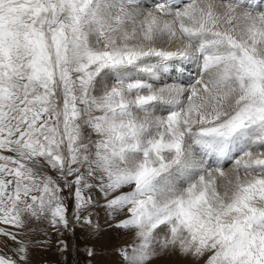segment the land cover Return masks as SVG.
I'll return each mask as SVG.
<instances>
[{
    "label": "snow or ice",
    "instance_id": "snow-or-ice-1",
    "mask_svg": "<svg viewBox=\"0 0 264 264\" xmlns=\"http://www.w3.org/2000/svg\"><path fill=\"white\" fill-rule=\"evenodd\" d=\"M94 193L118 264H264V0H0V264Z\"/></svg>",
    "mask_w": 264,
    "mask_h": 264
},
{
    "label": "rangeland",
    "instance_id": "rangeland-1",
    "mask_svg": "<svg viewBox=\"0 0 264 264\" xmlns=\"http://www.w3.org/2000/svg\"><path fill=\"white\" fill-rule=\"evenodd\" d=\"M93 195L98 202L89 209L92 225L74 224V231L61 229L57 233L44 220L31 222L26 230V239L31 241L32 249L30 264H94V258L101 259L100 264H114L112 260L108 261L105 251H110V254L114 250L117 252L128 238L122 235L121 230L115 227V222L107 216L103 198L95 193ZM84 231L88 232V237ZM60 240L69 242L67 251L60 250ZM89 248L96 250L94 257L87 255Z\"/></svg>",
    "mask_w": 264,
    "mask_h": 264
},
{
    "label": "bare ground",
    "instance_id": "bare-ground-1",
    "mask_svg": "<svg viewBox=\"0 0 264 264\" xmlns=\"http://www.w3.org/2000/svg\"><path fill=\"white\" fill-rule=\"evenodd\" d=\"M84 234L88 237V232L84 231ZM89 238H90V236H89ZM105 252H106L105 254H108V255H106V256H108V261L112 260V262L114 264H118L119 258L115 254L116 253L115 250H114V252L112 251V254H110L111 253L110 251H109V253H108V251H105ZM100 260L101 259H99V258H94L93 263L94 264H100ZM105 264H109V263L106 262ZM153 264H194V259L192 257H187V256L181 255L179 253H162L153 260Z\"/></svg>",
    "mask_w": 264,
    "mask_h": 264
}]
</instances>
